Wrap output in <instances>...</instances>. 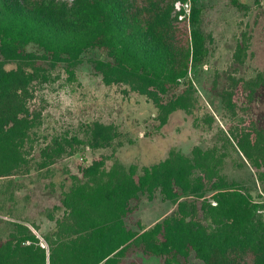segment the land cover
I'll list each match as a JSON object with an SVG mask.
<instances>
[{
  "label": "trees",
  "instance_id": "16d2710c",
  "mask_svg": "<svg viewBox=\"0 0 264 264\" xmlns=\"http://www.w3.org/2000/svg\"><path fill=\"white\" fill-rule=\"evenodd\" d=\"M177 1L0 0V177L29 166L32 136L42 124V89L59 67L74 75L88 50L101 53L92 61L105 84L126 85L155 103L160 126L179 109L191 112L197 89L190 71L207 60L208 39L203 8L193 2L188 22L179 18ZM251 39L243 33L237 61L249 57ZM263 90L260 72L232 77L221 92L229 123L228 132L221 129L223 138L248 161L252 181L224 173L228 152L216 145H197L190 155L172 149L142 173L118 159L107 167L109 155L102 154L74 176L59 205L63 214L45 242L16 222L0 242V264H125L136 250L163 257L165 264H194L192 254L203 264H264V197L254 193L256 186L264 194ZM83 129L87 141L56 138L43 155H74L84 143L93 150L115 146L114 123L87 122ZM157 191L176 209L148 228L132 229L127 218L143 195L153 199Z\"/></svg>",
  "mask_w": 264,
  "mask_h": 264
},
{
  "label": "rangeland",
  "instance_id": "374dc122",
  "mask_svg": "<svg viewBox=\"0 0 264 264\" xmlns=\"http://www.w3.org/2000/svg\"><path fill=\"white\" fill-rule=\"evenodd\" d=\"M191 1L203 8L202 31L209 47L205 63L190 71L197 89L192 111L179 109L170 115L167 124L160 126L158 108L146 95L126 85L105 84L94 68L92 59L101 56L95 49L84 53L74 75L70 76L63 67L57 68L56 79L45 85L38 98L42 124L32 136L29 166L12 176L0 177V242L15 230L16 222L29 225L45 242V236L63 214L59 205L74 176H82V166L102 154L109 155L107 167L118 159L127 167L138 166V172L142 173L144 166L164 160L172 149L190 155L197 145L205 149L216 145L221 152H228L223 172L230 178L252 181L255 173L248 161L244 163L243 155L223 138L221 129L228 132L229 123L223 117L221 92L232 77L251 78L264 72V0H241L249 7L244 10L232 0ZM245 32L252 35V49L249 57L239 62L235 52ZM259 109L264 114V90ZM93 121L117 126L114 147L93 150L84 143L74 155L57 158L43 155V148L56 138L78 136L87 141L83 126ZM254 193L264 197L259 187L255 186ZM175 209L176 204L157 191L153 199L142 196L127 222L140 231L162 221ZM135 260L141 264H165L163 257L150 256L141 250L132 252L125 264H133ZM190 261L203 264L195 254Z\"/></svg>",
  "mask_w": 264,
  "mask_h": 264
},
{
  "label": "built area",
  "instance_id": "2783aa9c",
  "mask_svg": "<svg viewBox=\"0 0 264 264\" xmlns=\"http://www.w3.org/2000/svg\"><path fill=\"white\" fill-rule=\"evenodd\" d=\"M176 11L179 12V18L184 20L187 19L188 22L190 21L191 11H192V1L187 0L183 2L182 0H178L175 3Z\"/></svg>",
  "mask_w": 264,
  "mask_h": 264
}]
</instances>
